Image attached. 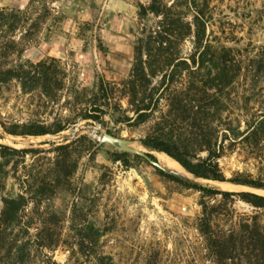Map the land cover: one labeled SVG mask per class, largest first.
<instances>
[{
  "label": "rangeland",
  "instance_id": "rangeland-1",
  "mask_svg": "<svg viewBox=\"0 0 264 264\" xmlns=\"http://www.w3.org/2000/svg\"><path fill=\"white\" fill-rule=\"evenodd\" d=\"M153 4L191 24L204 18L203 47L194 44L193 25L179 46L191 69L206 43L229 49L238 67L226 85L218 69L203 66L221 102L214 126L225 182L164 165L144 140L167 102L154 103L142 122L121 92L136 44L158 24L151 11L140 17L141 6ZM1 10L19 19L8 15L0 29V264H216L207 232L233 245L236 260L228 264H264V253H243L242 243L263 240L264 248V206L246 201L248 194L264 199V189L229 181L264 184V0H0ZM43 65L46 84L25 89L17 72ZM103 82L113 91L93 104ZM34 122L64 129L8 132ZM103 134L157 161L104 142ZM18 198L23 205L5 216L6 202Z\"/></svg>",
  "mask_w": 264,
  "mask_h": 264
},
{
  "label": "trees",
  "instance_id": "trees-1",
  "mask_svg": "<svg viewBox=\"0 0 264 264\" xmlns=\"http://www.w3.org/2000/svg\"><path fill=\"white\" fill-rule=\"evenodd\" d=\"M154 6L156 5L153 4L149 8L141 6L140 17H146L151 11L157 15L159 20L155 27L149 29L146 37L140 39L136 44L135 62L128 79L122 84L121 92L129 98L130 105L142 122L150 120L149 113L154 114L149 112L153 111L154 103H159L161 99H165L167 102L168 111L144 140L146 146L167 154L196 177L225 182L227 180L217 162L220 157L216 153L218 131L214 126V122H221V102L217 94L210 92L214 86L208 73L203 72V66L207 63L210 68L218 69L217 80L222 82L226 79V85L236 77L238 67L229 49H215L210 43H206L199 57V67L196 70L191 69L188 61L181 56L179 46L192 35L193 25L194 44L196 48L203 47L206 30L204 18L201 15L195 16L194 22L191 24L174 8L164 7L161 9ZM8 15L16 20L19 19L17 13L8 14L5 10H1L0 29ZM191 63L194 66L197 64L195 57L191 58ZM170 69L172 70L169 73ZM178 70L186 71V79L180 76L183 73ZM47 73L48 69L43 65L38 67L37 71L21 68L16 77L21 80L23 87L28 89L30 86L33 88L34 85L37 87L45 85ZM159 75L162 76V80L158 86H154L152 80ZM176 77H179V81L175 80ZM112 91L111 85L108 82H103L93 97V104L103 98H108L109 92ZM157 96L159 97L156 98ZM63 129L64 126L61 125L51 128L34 122L22 126L20 130L18 128L9 129L8 132L13 135L42 136L56 134ZM198 151L206 152L207 157L196 158L194 154ZM148 156L151 160L157 161L153 155L148 154ZM157 170L162 177L179 179L166 174L163 170ZM229 181L264 189V184H257L249 180L235 178ZM247 197L246 201L252 205L264 206L263 198L251 194H248ZM22 205L20 198L6 202L5 216L14 215ZM208 233V245L215 255L216 264L234 262L236 250H232L231 242L217 239ZM262 242L263 240H251L250 238L243 240L242 243L246 244L243 247V253L245 251L248 255H254L257 250L264 253Z\"/></svg>",
  "mask_w": 264,
  "mask_h": 264
},
{
  "label": "water",
  "instance_id": "water-1",
  "mask_svg": "<svg viewBox=\"0 0 264 264\" xmlns=\"http://www.w3.org/2000/svg\"><path fill=\"white\" fill-rule=\"evenodd\" d=\"M102 141L108 142L110 144H122V145H124V151L131 153V154L138 155V156L143 157L146 160L150 161L148 154L139 150V149H136V148H133L132 146H130L132 144V142H130V141L121 139L119 137L112 136L110 134H103L102 135Z\"/></svg>",
  "mask_w": 264,
  "mask_h": 264
},
{
  "label": "bare ground",
  "instance_id": "bare-ground-1",
  "mask_svg": "<svg viewBox=\"0 0 264 264\" xmlns=\"http://www.w3.org/2000/svg\"><path fill=\"white\" fill-rule=\"evenodd\" d=\"M156 156L158 157V159L167 167H169L170 169L181 173V174H185L187 176H191L188 172L185 171L184 168H182L175 160H173L172 158H170L169 156H167L166 154L163 153H156ZM166 167V168H167ZM217 183V182H214ZM219 183V182H218ZM222 185V183H220ZM227 185V184H226Z\"/></svg>",
  "mask_w": 264,
  "mask_h": 264
}]
</instances>
